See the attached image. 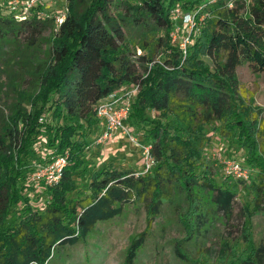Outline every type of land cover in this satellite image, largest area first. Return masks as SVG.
Returning a JSON list of instances; mask_svg holds the SVG:
<instances>
[{
	"label": "trees",
	"instance_id": "16d2710c",
	"mask_svg": "<svg viewBox=\"0 0 264 264\" xmlns=\"http://www.w3.org/2000/svg\"><path fill=\"white\" fill-rule=\"evenodd\" d=\"M202 2H59L63 19L52 35L30 113L9 124L0 112V264H48L55 252L82 242L127 204L142 207L147 223L164 204L181 210V242L193 245L212 224L227 220L235 196L229 185L234 180L221 173L222 182L213 181L211 165L202 158L211 132L238 147L240 160L253 172L244 181L252 203L240 216L247 219L264 209V120L261 109L239 96L236 76L245 64L264 77V2L209 4L182 54L181 34L169 39L175 24L169 11L175 6L189 11ZM0 9L5 10L2 4ZM41 24L37 18L16 21L1 14L0 35L28 37ZM129 86L137 92L123 123L139 146L148 148L153 165L143 174L142 163L138 172L101 163L89 167L83 153L89 128L100 123L99 135L103 130L93 109ZM58 157L65 158V166L58 180L47 184L36 172ZM241 228L248 247L232 251L230 264H264V240L250 241L249 227ZM143 234L130 240L122 264H134ZM179 243L175 254L182 257ZM206 258L201 256V264Z\"/></svg>",
	"mask_w": 264,
	"mask_h": 264
},
{
	"label": "rangeland",
	"instance_id": "374dc122",
	"mask_svg": "<svg viewBox=\"0 0 264 264\" xmlns=\"http://www.w3.org/2000/svg\"><path fill=\"white\" fill-rule=\"evenodd\" d=\"M59 2L60 0H44L43 4L37 5L31 11L30 18H37L43 21V24L39 30L31 32L30 36H20L16 33L0 35V112L4 121L9 124L18 123L30 113L32 99L40 91L38 79L49 60L52 35L59 24L57 19L63 12ZM77 6L76 12L81 13L83 4ZM110 9L113 12V7ZM7 13L6 10L0 9V15L10 17ZM236 76L239 96L245 102L251 100L255 107L261 109L260 119L264 120V77L252 74L245 64L236 68ZM46 121L47 119H38V123ZM100 126V123H94L89 128L92 134L89 135L87 147L83 152L89 167L101 163L138 172L142 163L138 147L119 136L98 143ZM231 143L228 138L211 132L209 142L202 150V158L211 165V178L218 183L223 179L220 163L223 159H229L227 156L246 168L239 157L243 152L238 150V147L232 148ZM54 163L52 161L50 165L43 166L36 172L47 184H53L49 169ZM248 173L253 174L250 170ZM231 179L234 181L228 182L230 187L233 185L235 193L231 214L226 221L219 219L212 224L202 236L196 238L193 245L185 246L181 242L185 236L178 220L181 210L173 211L164 204L160 214L147 223L142 207L135 209L132 204H127L122 207L119 216L96 224L82 242L66 251L55 252L48 264H122L130 240L143 233L145 240L134 257V264H201V256L207 257V264H230L232 251L240 253L248 247L243 239L241 225L249 227L250 241L264 240V209L247 219L240 216L243 206L249 207L252 199L246 192L248 184L244 180ZM235 181H243L244 184H237ZM259 207H262V204H259ZM222 240L227 244H220ZM177 242H180L177 247L182 251V257L175 254Z\"/></svg>",
	"mask_w": 264,
	"mask_h": 264
},
{
	"label": "built area",
	"instance_id": "2783aa9c",
	"mask_svg": "<svg viewBox=\"0 0 264 264\" xmlns=\"http://www.w3.org/2000/svg\"><path fill=\"white\" fill-rule=\"evenodd\" d=\"M63 1V0H60ZM217 0H203L202 3L196 5L189 11H184L182 8L175 6L169 11V17L173 25V30L169 33L170 41H176L178 35H180L178 47L182 54L185 53V48L189 43L190 32L197 30L201 27L203 19L207 17L205 12L206 6L214 3ZM228 7L231 6V2L234 0H224ZM245 3H249L253 0H240ZM264 2V0H261ZM44 0H0L5 10L13 17L16 21H24L30 17L31 11L37 6L43 4ZM65 8V7H64ZM63 14L57 19L58 23H61ZM137 92L136 87L129 86L119 93H113L107 96L105 99L99 101L94 107L93 111L96 119L100 120L103 125L102 133L97 138V142L101 143L109 141L115 134L127 139V141L133 145H138L136 139L125 127L123 120L128 114L130 107L129 101L133 98ZM141 148V159H142V171L140 174L148 173L153 165L152 157L148 152L147 147L139 146ZM54 166L49 169L51 170L52 183L59 177L61 168L65 165V158L58 157L53 160ZM57 162V163H56ZM51 164V163H50ZM48 164V165H50ZM222 175L233 178L242 179L247 181L249 170L241 166L239 162L234 159H223L220 163ZM36 176L40 177V175ZM50 183V182H48Z\"/></svg>",
	"mask_w": 264,
	"mask_h": 264
}]
</instances>
